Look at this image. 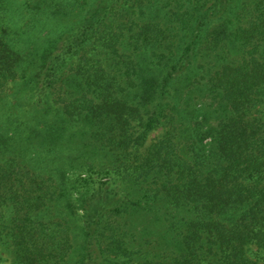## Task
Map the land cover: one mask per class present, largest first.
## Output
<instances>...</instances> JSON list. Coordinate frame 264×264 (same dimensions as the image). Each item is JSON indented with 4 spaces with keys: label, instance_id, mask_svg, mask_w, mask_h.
Wrapping results in <instances>:
<instances>
[{
    "label": "trees",
    "instance_id": "16d2710c",
    "mask_svg": "<svg viewBox=\"0 0 264 264\" xmlns=\"http://www.w3.org/2000/svg\"><path fill=\"white\" fill-rule=\"evenodd\" d=\"M4 256L264 264V0H0Z\"/></svg>",
    "mask_w": 264,
    "mask_h": 264
},
{
    "label": "rangeland",
    "instance_id": "374dc122",
    "mask_svg": "<svg viewBox=\"0 0 264 264\" xmlns=\"http://www.w3.org/2000/svg\"><path fill=\"white\" fill-rule=\"evenodd\" d=\"M159 133H160V132H156V133L152 134V135L150 136V139L148 140V143H150V141H152V139H153L156 135H159ZM4 257H5L6 261H4L2 264H11L9 258H8L7 256H4Z\"/></svg>",
    "mask_w": 264,
    "mask_h": 264
}]
</instances>
